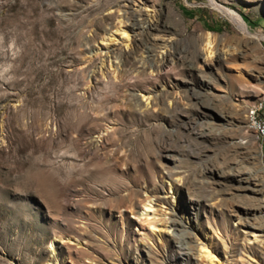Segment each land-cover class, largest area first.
I'll return each mask as SVG.
<instances>
[{"label":"rangeland","instance_id":"obj_1","mask_svg":"<svg viewBox=\"0 0 264 264\" xmlns=\"http://www.w3.org/2000/svg\"><path fill=\"white\" fill-rule=\"evenodd\" d=\"M215 5L264 35V0H0V264H264V41Z\"/></svg>","mask_w":264,"mask_h":264},{"label":"bare ground","instance_id":"obj_2","mask_svg":"<svg viewBox=\"0 0 264 264\" xmlns=\"http://www.w3.org/2000/svg\"><path fill=\"white\" fill-rule=\"evenodd\" d=\"M215 7L219 10H221L226 15H229L236 23H238L243 30L247 33L249 37L256 40L257 42L264 41V35L260 34H252L247 29L246 24L242 22L240 19V16L229 12L227 10L219 8L217 5ZM116 32L120 36V41L123 45L127 44L130 40H128V35L125 32V30L121 27H118L116 29ZM113 35H109L106 37V39H103L102 42H113V39H111ZM214 37L207 33L204 36V51L206 54V57H216L215 51L213 49V43H214ZM257 176L253 180V187L251 190V193L259 195V198L257 200V204L255 206V209L251 211L252 216H254V220L257 221V224L248 222V221H242L238 220V228L242 229V236L244 242L250 241L253 244V246L249 247L250 251H260L264 255V167L261 166L259 169H257ZM251 189V188H250ZM151 209L150 202H146L141 209L140 216H146L148 212ZM249 237V239H248ZM258 237V238H257ZM259 239V240H257ZM200 255L202 262H205L206 264H217V259L213 256L212 252H209L207 248L204 246L200 249ZM258 264V263H257Z\"/></svg>","mask_w":264,"mask_h":264},{"label":"built area","instance_id":"obj_3","mask_svg":"<svg viewBox=\"0 0 264 264\" xmlns=\"http://www.w3.org/2000/svg\"><path fill=\"white\" fill-rule=\"evenodd\" d=\"M255 126H256V127H264V126H262V125H260V124H255Z\"/></svg>","mask_w":264,"mask_h":264},{"label":"trees","instance_id":"obj_4","mask_svg":"<svg viewBox=\"0 0 264 264\" xmlns=\"http://www.w3.org/2000/svg\"><path fill=\"white\" fill-rule=\"evenodd\" d=\"M242 20H243V19H242ZM244 20H245V19H244ZM244 20H243V21H244ZM244 22L247 23L246 21H244Z\"/></svg>","mask_w":264,"mask_h":264}]
</instances>
